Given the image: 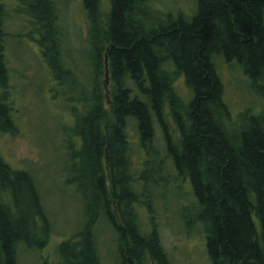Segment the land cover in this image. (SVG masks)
Returning a JSON list of instances; mask_svg holds the SVG:
<instances>
[{
  "label": "trees",
  "instance_id": "16d2710c",
  "mask_svg": "<svg viewBox=\"0 0 264 264\" xmlns=\"http://www.w3.org/2000/svg\"><path fill=\"white\" fill-rule=\"evenodd\" d=\"M20 2L41 34L38 43L52 75L62 70L63 82L70 77L76 81L77 69L66 56L58 0ZM109 2L106 13L103 0H83L89 22V71L84 72L89 95L76 99L84 108L75 111L72 131L82 139L79 158L88 173V219L82 231L60 244L58 264H104L96 231L102 220L116 234L120 264H172L156 225L146 233L141 224L139 207L146 202L136 183L145 176L132 173V122L146 168L157 164L159 172L167 166L156 144V123L161 125L177 180H189L198 199L192 225L203 226L212 264H264V110L248 118L249 126L232 130L217 67L220 57L236 61L253 85L262 87L264 0H196L190 20L167 17L151 27L142 21L151 11L149 0ZM8 37L0 13L3 84L11 76ZM106 55L110 111L103 83ZM180 76L190 88L188 100L176 88ZM13 113L12 103L0 97V132L17 131ZM145 195L153 214V196ZM52 228L34 175L13 168L0 152V264H20L22 245L46 247Z\"/></svg>",
  "mask_w": 264,
  "mask_h": 264
},
{
  "label": "rangeland",
  "instance_id": "374dc122",
  "mask_svg": "<svg viewBox=\"0 0 264 264\" xmlns=\"http://www.w3.org/2000/svg\"><path fill=\"white\" fill-rule=\"evenodd\" d=\"M58 2L61 26L66 33V56L77 69V82L72 77L69 82H63L66 74L62 70L52 75L38 43L41 34L23 11L24 5L20 0H0V13L5 17L9 33L5 54L11 70L10 79L4 84L0 82V97L14 106L13 119L17 127L14 133L0 132V152L13 168L27 170L34 175L53 222L46 247H19L20 264H58L60 244L82 231L88 219L84 196L89 184L88 173L79 158L82 139L72 129L76 126L75 111L82 113L84 108L76 99L89 95L86 91L89 82L85 79V73L89 71V22L83 0ZM149 2L151 11L142 18L147 27L154 24L160 26L167 17L190 20L197 10L196 0ZM103 9L106 13L110 11L109 0H103ZM107 56L103 83L106 108L110 111L111 76ZM217 67L226 86L224 99L230 109L228 126H249L248 118L264 110V82L262 89L254 86L236 61L229 63L220 57ZM175 85L188 100L191 93L185 76L180 77ZM170 121L174 128L175 121L172 118ZM156 131L157 148L167 166L164 174L150 179L153 182L141 179L137 183V192L146 202L139 208L142 227L149 233L156 225L172 264H212L203 226L200 223L192 225L197 218L194 207L198 205L194 189L189 180H177L178 173L167 156L162 127L158 123ZM129 138L132 173L138 175L145 168L146 154L140 147L135 122L130 124ZM146 192L153 196V214H150V206L147 205ZM257 224L261 233L259 220ZM96 231L103 263L120 264L118 241L111 225L102 220Z\"/></svg>",
  "mask_w": 264,
  "mask_h": 264
},
{
  "label": "bare ground",
  "instance_id": "6f19581e",
  "mask_svg": "<svg viewBox=\"0 0 264 264\" xmlns=\"http://www.w3.org/2000/svg\"><path fill=\"white\" fill-rule=\"evenodd\" d=\"M236 64H238L237 62H236ZM239 65V64H238ZM240 66V65H239ZM174 68V67H173ZM172 68V69H173ZM221 75V74H220ZM180 77H184V76H180ZM176 84V83H175ZM225 90H226V86H225ZM170 123H171V121H170ZM243 126H241V127H237V128H232V130H239V129H241ZM157 166V164H153V166H151L150 167V169L149 168H146V165H145V168H144V170H142V171H139L140 173L138 174V175H135L137 178L138 177H141V176H145V180L146 181H148L149 183L150 182H153L152 180L154 179V176L156 177V176H160L161 175V173L162 174H164V172L165 171H163V172H159V167L156 169V168H154V166ZM147 170V171H146ZM152 175V176H151ZM167 178V177H166ZM150 179H152V180H150ZM181 181V180H180ZM179 182V181H178ZM138 183V182H137ZM137 183H136V187H137ZM143 206H145L144 204H143ZM140 208V207H139ZM195 222V221H194Z\"/></svg>",
  "mask_w": 264,
  "mask_h": 264
},
{
  "label": "water",
  "instance_id": "95a60500",
  "mask_svg": "<svg viewBox=\"0 0 264 264\" xmlns=\"http://www.w3.org/2000/svg\"><path fill=\"white\" fill-rule=\"evenodd\" d=\"M129 261H130V259H129ZM131 264H133V263H131Z\"/></svg>",
  "mask_w": 264,
  "mask_h": 264
}]
</instances>
